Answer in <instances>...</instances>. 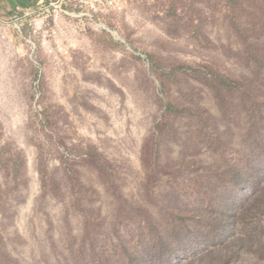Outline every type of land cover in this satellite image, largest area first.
<instances>
[{
	"label": "rangeland",
	"instance_id": "obj_1",
	"mask_svg": "<svg viewBox=\"0 0 264 264\" xmlns=\"http://www.w3.org/2000/svg\"><path fill=\"white\" fill-rule=\"evenodd\" d=\"M13 29L0 264H264V0H130L64 53Z\"/></svg>",
	"mask_w": 264,
	"mask_h": 264
},
{
	"label": "built area",
	"instance_id": "obj_2",
	"mask_svg": "<svg viewBox=\"0 0 264 264\" xmlns=\"http://www.w3.org/2000/svg\"><path fill=\"white\" fill-rule=\"evenodd\" d=\"M130 0H45L44 4L35 10H23L9 15L0 9V43L10 39L7 30L13 25V31L24 37L25 27H30L29 43L34 46L33 38H38L44 44L52 41L58 45V50L65 49L60 40V29L69 19L76 22L95 25L101 19L111 14L123 11ZM40 16H46L41 18Z\"/></svg>",
	"mask_w": 264,
	"mask_h": 264
},
{
	"label": "crops",
	"instance_id": "obj_3",
	"mask_svg": "<svg viewBox=\"0 0 264 264\" xmlns=\"http://www.w3.org/2000/svg\"><path fill=\"white\" fill-rule=\"evenodd\" d=\"M45 0H0V9L3 14L23 10H35L44 4Z\"/></svg>",
	"mask_w": 264,
	"mask_h": 264
}]
</instances>
